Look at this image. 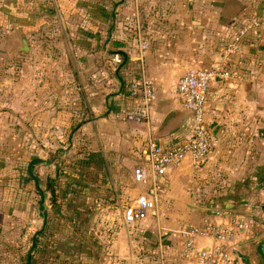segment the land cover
<instances>
[{
	"label": "crops",
	"instance_id": "crops-1",
	"mask_svg": "<svg viewBox=\"0 0 264 264\" xmlns=\"http://www.w3.org/2000/svg\"><path fill=\"white\" fill-rule=\"evenodd\" d=\"M140 37L148 44L143 63ZM233 43V80L213 83L206 107L215 151L198 169L190 158L171 168L160 179L157 216L124 225V207L150 186L134 178L135 168L147 166V142L173 148L191 134L177 82L191 69L218 65ZM142 74L154 82L157 100L149 119L136 123L128 116L142 106L129 87ZM48 154L64 165L51 164ZM15 163L19 170L24 164L22 185L41 198L26 255L40 233L39 252H50L53 264H156L165 230L164 264H198L180 258L177 232L212 222L232 233L227 264H264V0H0V187H10ZM81 192L88 193L85 217ZM113 206L120 217H112ZM51 208L62 211L55 220L46 215ZM25 209L28 216L30 199ZM243 215L263 225L235 232V216ZM217 244L197 240L200 249Z\"/></svg>",
	"mask_w": 264,
	"mask_h": 264
},
{
	"label": "built area",
	"instance_id": "built-area-1",
	"mask_svg": "<svg viewBox=\"0 0 264 264\" xmlns=\"http://www.w3.org/2000/svg\"><path fill=\"white\" fill-rule=\"evenodd\" d=\"M257 26L252 22L247 28ZM148 44L141 37L138 42V60L143 63L144 52ZM236 44L229 45L222 53L218 65L210 69H191L176 84V98L183 108L192 117V130L189 138L181 145L173 148H163L149 140L146 146L147 166L137 167L134 178L138 183L149 182L150 186L145 194L134 201L127 203L122 212L123 224L134 226L144 222L149 216H157L158 205L161 200L160 179L167 175L171 168L181 167L187 159H191L196 169L205 163L217 147V141L206 122V107L209 90L215 82H230L234 74L229 67V59L236 55ZM121 64L118 56L110 61V66L116 68ZM144 74V73H143ZM141 75L139 80L129 87L132 98L138 99L142 106L140 112L128 116L132 122H141L149 119V112L157 97L154 82ZM237 228H243V222L236 223ZM169 231H161L159 237V261L164 264L163 238ZM182 239L180 258L183 261H192L198 264H227L226 247L231 238V231L212 222H205L202 226L187 227L177 232ZM207 238L216 243L212 248L205 250L197 246L199 238Z\"/></svg>",
	"mask_w": 264,
	"mask_h": 264
},
{
	"label": "rangeland",
	"instance_id": "rangeland-1",
	"mask_svg": "<svg viewBox=\"0 0 264 264\" xmlns=\"http://www.w3.org/2000/svg\"><path fill=\"white\" fill-rule=\"evenodd\" d=\"M34 62V60H33ZM6 65H2L1 66V70H6ZM40 65L38 64H32V68L31 70L33 72H37L40 71L39 67ZM42 66V65H41ZM3 72V71H2ZM6 115V114H5ZM15 137L16 140H22L23 138V128H16L15 130ZM57 142V141H55ZM59 142V141H58ZM60 143L58 144V146H54L53 151L55 149H59L60 148ZM22 151V146L17 145V152L21 153ZM55 153V152H54ZM63 154H59L60 158H63V156H65V153L62 152ZM56 155V154H53ZM67 156V154H66ZM46 159L51 163V164H55L54 162L56 161V164L54 166H58L61 165L63 166L64 162H62V160H55L52 161L51 156L46 157ZM23 168H21V170H19L18 164H13V166L10 167V172H9V184L10 187L8 186H4V184L1 185L0 188L5 189V190H1L0 189V264H20L19 261L24 259L25 255L27 253H29L30 247H31V240H27V230L32 231L31 235H33L34 232H36V230L39 228V224L33 225L32 227L28 226L30 224V222H32V219H39V203L41 201V198L39 197L38 193H33L30 194L28 191L27 187H24L23 181L26 179L25 174H24V164L21 163ZM53 166V167H54ZM14 167V169H13ZM51 171H54V168L51 169ZM37 173H39V171L37 170ZM19 174V175H18ZM49 172H46L43 170V181H46L49 179ZM128 179V177H127ZM46 181L44 183H46ZM43 184V183H42ZM219 194V193H218ZM217 194V195H218ZM220 194H222V191L220 192ZM31 195V196H30ZM80 201L81 202V206H82V213H80L81 216L85 217L88 216V212H89V208L87 207L88 203V193H80ZM49 194H47L46 199L44 202L49 203ZM31 200L32 203V211L28 212V216H27V212L25 211L26 209V202L28 200ZM78 200V197L76 198V200H70V204L73 203V201H75L74 203L76 204ZM3 201H8V208L5 207L4 203H1ZM4 204V206H3ZM7 204V203H6ZM84 204V205H83ZM46 206V205H45ZM74 207V206H73ZM48 209V208H47ZM68 209L70 211V213H72V210ZM120 209L116 206L112 207L111 210V214L112 217L114 218L115 216L120 217ZM25 214L26 217L28 219L25 220ZM62 214V211L56 208H51L49 209V211L47 212V216L49 217L50 220L52 219H56L59 215ZM247 215H243V216H235V220L236 221H242L243 222V228L239 229L237 228L236 225V229L235 232L238 231H249V232H254V231H258L257 229H259L263 224L261 222L258 223V221L256 222V220H252L248 221V218H246ZM251 218V217H250ZM234 219V218H233ZM247 219V220H246ZM155 220V218H154ZM30 221V222H29ZM11 224H14L15 226H11ZM9 226L12 227L11 229V233L10 235L7 234L8 232V228ZM10 227V228H11ZM30 228V229H29ZM56 229V228H55ZM53 229V230H55ZM84 229H86L84 227ZM113 228V231L114 232ZM41 247V241H38V248L37 250L33 251V264H53L55 261H53L54 256L50 255V252H46L41 254L39 252V249ZM53 251V250H52ZM55 252V250L53 251ZM50 257V259L48 258ZM48 258V259H47ZM52 258V260H51Z\"/></svg>",
	"mask_w": 264,
	"mask_h": 264
},
{
	"label": "trees",
	"instance_id": "trees-1",
	"mask_svg": "<svg viewBox=\"0 0 264 264\" xmlns=\"http://www.w3.org/2000/svg\"><path fill=\"white\" fill-rule=\"evenodd\" d=\"M119 58L121 59L122 57L120 55H118ZM119 66V65H118ZM47 190L50 191L51 193V203L52 204H55L56 203V196H55V189H54V185L53 183H50L49 182V185L47 187ZM38 235H40V233H38L34 240H33V245H32V248H31V252L29 255H26V257H24V259L22 260V263L21 264H33L34 261H33V258H34V255H33V251L37 250L38 248Z\"/></svg>",
	"mask_w": 264,
	"mask_h": 264
}]
</instances>
